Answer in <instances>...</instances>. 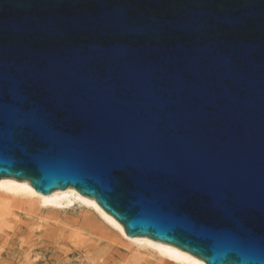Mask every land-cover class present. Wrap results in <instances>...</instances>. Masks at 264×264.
I'll return each mask as SVG.
<instances>
[{
    "label": "water",
    "instance_id": "95a60500",
    "mask_svg": "<svg viewBox=\"0 0 264 264\" xmlns=\"http://www.w3.org/2000/svg\"><path fill=\"white\" fill-rule=\"evenodd\" d=\"M3 177L264 264V0H0Z\"/></svg>",
    "mask_w": 264,
    "mask_h": 264
},
{
    "label": "rangeland",
    "instance_id": "374dc122",
    "mask_svg": "<svg viewBox=\"0 0 264 264\" xmlns=\"http://www.w3.org/2000/svg\"><path fill=\"white\" fill-rule=\"evenodd\" d=\"M47 216L51 215L45 211L41 212L39 217L24 211H16L10 223L13 226H20V229L16 230L17 234L8 227L4 228L3 233L1 232L0 264H139L132 263L134 260L130 256H132L133 251L127 245L125 239H122L110 228L103 226L92 211L82 212L78 208H72L67 213H60L58 220H48L46 219ZM40 220L42 223H39ZM33 222L36 224L34 225ZM39 225L41 226L37 233H40V238L35 237L37 235L34 236L31 230L33 228L36 229V227L38 229ZM96 229L104 233L103 237L99 233L94 232ZM7 233L9 236L3 237ZM56 235L61 236L59 242L55 240ZM11 243H13V246ZM93 243H96V245L100 243V247L103 250L92 249L91 244ZM21 246H24V249ZM27 254H29L28 259L26 257ZM4 258L5 261L3 260ZM151 261L155 262L156 258L149 254L144 256V261L141 264H147Z\"/></svg>",
    "mask_w": 264,
    "mask_h": 264
},
{
    "label": "bare ground",
    "instance_id": "6f19581e",
    "mask_svg": "<svg viewBox=\"0 0 264 264\" xmlns=\"http://www.w3.org/2000/svg\"><path fill=\"white\" fill-rule=\"evenodd\" d=\"M72 208H74V209L78 208L82 212L92 211L96 215L97 219L100 221V223L103 226L110 228L112 231L116 232L117 235H119L122 239H125V242L127 243V245H129L131 247V249L133 251L132 256H130L134 260L133 261L132 259H130L133 261V262L131 261L132 263L135 262V263L141 264L144 261V256H148L150 254L154 258H156V261L155 262L151 261L147 264H206L201 258H199V257H197V256H195V255H193V254H191L185 250H182L181 248H178L177 246L171 245L169 243L160 242V241H157V240H154L152 238L145 237V236H141V237H139V236H135V237L128 236L125 233V230H124L123 226L120 224V222H118L113 216H111L106 211H104L101 208V206H99L94 199L80 194L79 192H77L72 187H69L65 190H54L53 192H51L49 194H42V193L38 192L35 188H33L32 185L26 180H19V179L12 178V177L0 178V236H2L1 232L3 233L5 227H8V228L14 230L15 233H16V230L20 229V226H18V225L13 226L10 223V220H11L12 216L16 213V211H24L28 214L34 215L35 217H39L40 213L45 211L51 215V216H47L46 219L58 220L60 213H67ZM41 220L39 221V223H42ZM33 224H34V222H33ZM34 225H32V226H34ZM40 226L41 225H39L38 229H37V227H36V229H34V228L31 229L32 232L34 233V236L37 235L35 237L40 238V236H41L39 232L37 233V230H39ZM28 228H29V226H28ZM94 232L99 233L102 237L104 235V233L101 231H98V229L94 230ZM15 233H14V235H15ZM30 233H31V231H30ZM42 235H44V234H42ZM8 236H9V234L7 233L3 237H8ZM10 238H11V236H10ZM59 239H61V236L56 235L55 240H58V242H59ZM95 240H96V238H95ZM12 244L13 243H11V245ZM91 248L98 250V251L103 250V248L100 247V243L98 245H96V243L91 244ZM56 250H59V249H56ZM26 257L28 259L29 254H27ZM19 258H21V257H19ZM36 258H38V257H36ZM39 258H40V256H39ZM46 258H47V256H46ZM3 260L5 261V258ZM19 260H17V261H19ZM33 261H34V259H33ZM50 262H52V261H50ZM31 264H36V263H31ZM45 264H47V263H45Z\"/></svg>",
    "mask_w": 264,
    "mask_h": 264
}]
</instances>
